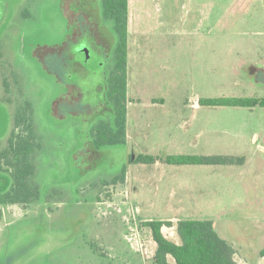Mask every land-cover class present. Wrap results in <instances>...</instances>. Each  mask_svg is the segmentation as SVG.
I'll use <instances>...</instances> for the list:
<instances>
[{
  "label": "rangeland",
  "instance_id": "obj_1",
  "mask_svg": "<svg viewBox=\"0 0 264 264\" xmlns=\"http://www.w3.org/2000/svg\"><path fill=\"white\" fill-rule=\"evenodd\" d=\"M78 14L85 36L75 62L100 78L86 83L58 68L67 84L79 86L66 93V83L41 62L67 42ZM93 32L105 55L97 53ZM117 43L103 0H0V150L13 130L24 129L14 127L26 113L38 138L34 182L40 192L34 203L4 207L0 264H153L157 245L144 224L160 220L172 223L162 231L177 244L180 220L213 221L239 264H264V108L202 107L200 146L189 148L192 132L185 153H170L173 140L190 131L183 121L198 99H264V0H129L127 90L128 101L136 103L129 126L137 121L149 135L139 131L144 147L97 148L93 141L96 127L111 121L105 87ZM49 61L55 68L61 57ZM154 99L165 100L164 107H152ZM232 113L255 117L232 123ZM143 150L244 156L246 163L166 164L162 176L149 171L130 179L127 194L113 180L124 169L135 170L131 161ZM11 186V175L0 171V192Z\"/></svg>",
  "mask_w": 264,
  "mask_h": 264
},
{
  "label": "trees",
  "instance_id": "obj_2",
  "mask_svg": "<svg viewBox=\"0 0 264 264\" xmlns=\"http://www.w3.org/2000/svg\"><path fill=\"white\" fill-rule=\"evenodd\" d=\"M104 14L114 23L118 43L114 50V69L108 78L105 94L111 121L101 122L96 127L93 140L97 148L107 145L126 143L127 136V86H128V39H129V0H103ZM59 64V63H58ZM52 71L59 65L49 64ZM254 67V66H252ZM255 67L253 68V72ZM57 71V70H56ZM55 72V71H54ZM200 105L207 108H264V99L257 98H217L200 99ZM24 125L16 133L13 130L7 145L0 150V171L12 177V186L7 192H0V206H26L39 200V186L34 182L36 173L37 135L32 123L28 122L26 113L16 118L14 129ZM162 162L174 166H242L246 163L244 156L225 155H139L132 164L153 165ZM127 170L113 180V185L124 182ZM3 215L0 209V219ZM152 234L157 245L153 264H170L172 257L176 264H237L233 246L219 236L213 221L180 220L177 234L181 244L167 239L163 234L164 226L171 222L146 221L144 224ZM264 257V246L260 251Z\"/></svg>",
  "mask_w": 264,
  "mask_h": 264
},
{
  "label": "crops",
  "instance_id": "obj_3",
  "mask_svg": "<svg viewBox=\"0 0 264 264\" xmlns=\"http://www.w3.org/2000/svg\"><path fill=\"white\" fill-rule=\"evenodd\" d=\"M128 43H129V39H128ZM128 49H129V47H128ZM128 53H129V50H128ZM259 71H262V70L257 69V68H255V70H254L255 73L259 72ZM127 89H128V86H127ZM128 99L129 98H128V90H127V122H126V124H127V126H126L127 127V136H126V143L127 144H131L133 147H139V146L144 147L143 145L139 144V142L137 141V138L140 137L139 131H143V134H144L143 137L144 138L145 137H149V135H146L144 133L145 131H144V129H142V127L139 128L140 126L137 124V121L133 122L131 124V126H129V124H130L129 120L131 122V119H130V115H131L130 114V108H131V106L135 105L136 103L128 101ZM199 101H200V99L195 101V103L193 105V110H190V114L191 115L189 116L188 119L183 121L185 124L186 123H190L191 124L190 131H188L187 133L185 132L184 137L182 139L178 138V139L173 140V144H172V147H171L172 151L170 153H185V152H183L182 149L184 148L185 144L187 143L189 134H191L192 132L194 133L196 140L189 142V145H188L189 148L196 149V148H198L200 146L199 145V141H197V139L201 138L202 137V133H203V131H202L203 128L199 127V121L202 120V116H200V114H201V112L203 110L202 109L203 106L200 105ZM164 105H165V100H163V99H154V100H152V107L155 106L157 108H160V107H164ZM186 105H188V107L191 106L192 105L191 101L187 100V104ZM246 109H248V108H246ZM249 110H250V112H254L255 108H252V109H249ZM251 114L242 115L240 113H238V114L232 113V114H229L228 116L230 117V121L232 123H234V121H236V120L246 122V121H249L252 118ZM252 115L255 117L254 114H252ZM258 116L260 117L261 115H257V117ZM147 127H149V126H147ZM244 137L246 138V136H244ZM250 138L252 140L256 141L257 140V134H253L252 133ZM149 153H150L149 151L143 150V151H141L140 155H148ZM177 155H179V154H177ZM180 155H182V154H180ZM133 165L135 166L136 169L133 170L132 172H130L128 170V172L126 174L125 181L121 182V184H120L122 186L121 190L123 189V190L127 191V194L128 193L130 194V189H129L130 179H135V178H138L139 176L145 177V176H148V175L149 176L152 175L151 173H148L149 171L153 172L152 176H154V177L157 176V175H161L162 176L164 174H162L163 172L161 171V169L164 168L163 166H166V164L162 163V162H157L156 164H153V165H145V164H133ZM148 166H151V167H148ZM138 171H139V174L135 173V172H138ZM173 193L174 194H172V195L174 197H178V195L176 194L175 191ZM7 208H10V206H8ZM0 209H2L3 216H4V212H5L4 207H2ZM160 221H162V220H160ZM169 258H172V257H169ZM234 259H235V256H234ZM261 260H264V257H261ZM235 261H236L237 264H239L236 259H235ZM245 261L249 264L251 260L247 259Z\"/></svg>",
  "mask_w": 264,
  "mask_h": 264
},
{
  "label": "flooded vegetation",
  "instance_id": "obj_4",
  "mask_svg": "<svg viewBox=\"0 0 264 264\" xmlns=\"http://www.w3.org/2000/svg\"><path fill=\"white\" fill-rule=\"evenodd\" d=\"M79 13V12H78ZM75 18H76V20H73V23H75V22H77V23H75V28L74 29H71L70 31H69V34L67 35V42L66 43H64L61 47H58V50H55V52H50L51 54H46L45 56H44V58H43V61L41 62V64L43 65V67L49 72V73H51V74H54V75H56V78L61 82V83H66L65 81L66 80H68L67 78L68 77H66V78H64V77H62L60 74H59V70L57 71V72H54V71H52L51 69H50V67H49V60L51 59V61H55V55L56 56H59V57H61V61H63L64 60V63H62L61 61H58L59 62V69L60 68H69V69H71V73H70V75H75V76H79V77H81V78H85V80H88V81H86V83H94V82H96V80L98 79V78H100V75L98 74V71L97 70H94V71H92V70H86L85 68H83L82 66H81V64H78V63H76L75 62V60H76V54H77V49H79L80 47H81V45H79L78 44V40L81 38V37H84L85 35H84V31H82V29L81 28H79L78 27V25H80V23L81 22H83L84 21V18H82V20H81V22L79 21L80 20V17H79V14H78V16H75ZM78 31L80 32V33H78ZM91 32H89V34H90ZM91 35H93V37L95 38L96 37V39H97V33H94L93 32V34H91ZM98 40V39H97ZM96 40V41H97ZM75 44L77 45V46H75ZM95 44V43H94ZM96 45V47H97V53H99V54H103V55H105V53H106V48H104L105 47V44L104 45H102V43L101 42H99V40H98V43H96L95 44ZM88 50V49H87ZM87 50H86V53H87ZM78 54H79V52H78ZM68 55H70L69 56V60H71V63H66L65 61L67 60L68 61V59H67V56ZM48 64V65H47ZM57 68V69H58ZM69 74V73H68ZM81 78H80V80H81ZM84 80V79H83ZM65 88H66V93L72 88V91L75 89V90H79V86L78 85H75L74 83H70V84H65ZM77 88V89H76ZM75 92V91H74ZM77 93V92H76ZM66 97L65 96H63L62 98H60V99H58V100H61V99H65ZM57 102V101H56ZM55 102V103H56ZM72 104L74 103V102H71Z\"/></svg>",
  "mask_w": 264,
  "mask_h": 264
}]
</instances>
